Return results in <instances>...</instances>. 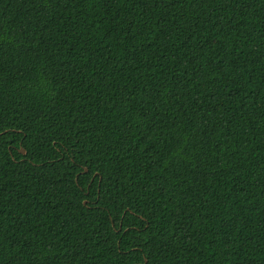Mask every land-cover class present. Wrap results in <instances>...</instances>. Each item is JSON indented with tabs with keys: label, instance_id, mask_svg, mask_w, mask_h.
<instances>
[{
	"label": "trees",
	"instance_id": "1",
	"mask_svg": "<svg viewBox=\"0 0 264 264\" xmlns=\"http://www.w3.org/2000/svg\"><path fill=\"white\" fill-rule=\"evenodd\" d=\"M0 264H264V0H0Z\"/></svg>",
	"mask_w": 264,
	"mask_h": 264
},
{
	"label": "water",
	"instance_id": "2",
	"mask_svg": "<svg viewBox=\"0 0 264 264\" xmlns=\"http://www.w3.org/2000/svg\"><path fill=\"white\" fill-rule=\"evenodd\" d=\"M21 152H24V150L23 149H21ZM84 171H88V168H85V170Z\"/></svg>",
	"mask_w": 264,
	"mask_h": 264
}]
</instances>
